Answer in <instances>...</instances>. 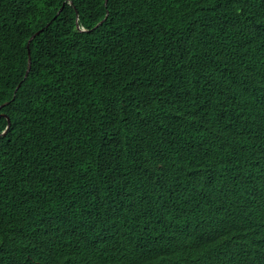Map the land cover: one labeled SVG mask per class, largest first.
<instances>
[{"label":"trees","instance_id":"obj_1","mask_svg":"<svg viewBox=\"0 0 264 264\" xmlns=\"http://www.w3.org/2000/svg\"><path fill=\"white\" fill-rule=\"evenodd\" d=\"M0 264H264V0H0Z\"/></svg>","mask_w":264,"mask_h":264},{"label":"water","instance_id":"obj_2","mask_svg":"<svg viewBox=\"0 0 264 264\" xmlns=\"http://www.w3.org/2000/svg\"><path fill=\"white\" fill-rule=\"evenodd\" d=\"M62 8H63V7H62ZM62 8L59 10V12L57 13L56 16H58V15L60 14ZM101 23H102V21H101L99 24H101ZM49 24H50V23H49ZM49 24H48V25H49ZM78 27H80V26H78ZM43 30H44V29H43ZM43 30H42V31H43ZM42 31H41V32H42ZM41 32H36V35L40 34ZM36 35H35V36H36ZM31 41H32V40H31ZM31 41L29 42L28 48H30V43H31ZM31 59H32V58H31V49H29V63H28V70H27V72H26V76L28 75L29 70H30V68H31V62H32ZM18 87H19V86H18ZM18 87H17V89H18ZM17 89H16V90H17ZM10 124H11V120L8 118V127L10 126Z\"/></svg>","mask_w":264,"mask_h":264},{"label":"clouds","instance_id":"obj_3","mask_svg":"<svg viewBox=\"0 0 264 264\" xmlns=\"http://www.w3.org/2000/svg\"><path fill=\"white\" fill-rule=\"evenodd\" d=\"M107 2H108V0H106V3H107ZM58 12H59V11H58ZM60 13H61V12H60ZM107 16H108V13H107L105 19L107 18ZM56 17H57V16H56ZM79 28H80L81 30L84 29V28H82L81 26H80ZM233 111H234V110H228V111L226 112L229 118H230V114H231ZM6 117H7V119L9 118V119L11 120L10 116L6 115ZM11 124H12V120H11ZM11 124H10L9 127L7 126L6 130L3 132V135H6V134H7L9 128L11 127Z\"/></svg>","mask_w":264,"mask_h":264},{"label":"snow or ice","instance_id":"obj_4","mask_svg":"<svg viewBox=\"0 0 264 264\" xmlns=\"http://www.w3.org/2000/svg\"><path fill=\"white\" fill-rule=\"evenodd\" d=\"M29 2H30V0H29ZM43 27L44 26L42 25L40 28H38L36 30V32H41L43 30ZM35 35H36V33L34 32L33 35L28 38V40H25L24 41L25 45H29V42L35 38Z\"/></svg>","mask_w":264,"mask_h":264},{"label":"bare ground","instance_id":"obj_5","mask_svg":"<svg viewBox=\"0 0 264 264\" xmlns=\"http://www.w3.org/2000/svg\"><path fill=\"white\" fill-rule=\"evenodd\" d=\"M79 25V24H78ZM98 25V24H97ZM44 29V28H43ZM26 76V75H25ZM27 77V76H26Z\"/></svg>","mask_w":264,"mask_h":264}]
</instances>
